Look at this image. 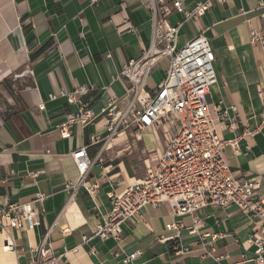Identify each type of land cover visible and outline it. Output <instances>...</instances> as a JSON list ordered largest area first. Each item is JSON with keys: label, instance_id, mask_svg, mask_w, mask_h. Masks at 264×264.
Masks as SVG:
<instances>
[{"label": "crops", "instance_id": "obj_1", "mask_svg": "<svg viewBox=\"0 0 264 264\" xmlns=\"http://www.w3.org/2000/svg\"><path fill=\"white\" fill-rule=\"evenodd\" d=\"M157 0H0V93L7 109L0 110V209L30 203L39 225L32 231L11 229L0 234V264H29L30 250L41 245L56 224L46 247L53 256L64 255L61 264H123L116 258L113 239L92 238L101 214L110 209L109 194L145 178L155 159L166 150L174 129L166 125L141 132L128 130L112 136L109 119L102 114L109 101L126 95L129 82L121 78L124 65L139 59L155 39L151 3ZM190 12L200 0H178ZM167 6L172 3L166 2ZM264 0H228L215 4L204 16L190 18L175 12L168 25H181L177 46L183 47L203 33L215 53L218 84L212 88L210 107L221 101L235 106L233 127L218 124L223 139L245 131H257L241 140V153L226 151L232 171L240 180H251L264 196V69L261 51L250 43V32L260 25ZM169 59H162L147 84L154 90L165 78ZM77 96L69 105L61 91ZM56 96L51 99V96ZM81 105L98 118L88 125H62L77 114ZM43 106V108H41ZM121 110L122 105L118 103ZM86 147L93 162L87 179L100 186L91 197L78 189L69 200L67 185L80 175L73 153ZM43 196L42 200L38 197ZM198 216L200 234H218L213 246L220 264H256V247L250 240L261 224L251 213L235 206H209ZM190 227L191 216H174L168 204L146 206L123 229L120 245L126 255L138 253L131 264H219L206 257L197 237L182 231L189 247L177 254L173 243L161 237L175 236L167 226ZM63 230H69L62 236ZM1 231V227H0ZM14 252L4 249L6 241Z\"/></svg>", "mask_w": 264, "mask_h": 264}, {"label": "built area", "instance_id": "obj_2", "mask_svg": "<svg viewBox=\"0 0 264 264\" xmlns=\"http://www.w3.org/2000/svg\"><path fill=\"white\" fill-rule=\"evenodd\" d=\"M170 1V6H167V0L151 3L153 26L156 28L154 42L139 59L130 60L124 65L120 77L129 82L127 93L122 98L111 99L102 114L109 119L111 137L132 129L144 132L161 124L173 128L174 135L164 153L155 159L145 178L109 194V211L100 215L92 237L83 236L82 241L87 245L92 238L99 241L113 239L118 247L114 256L122 257L123 264H131L137 259L138 253L126 255L121 249L124 226L139 216L144 207L157 208L166 203L174 216H191L193 224L185 227L172 223L167 226V230H176L175 236L161 237L160 240L173 243V250L178 255L185 254L189 247L182 242V231H186L189 236L197 237L195 244L201 246L204 256L214 258L220 264L221 258L216 257L213 244L221 235L200 234L202 220L198 213L209 206H235L261 221L250 243L256 247L253 261L264 264V196L259 194L255 182L236 177L226 157L228 148L240 154L241 140L257 131L247 130L229 140L220 136L218 124L228 122L233 127L238 110L235 106H225L224 101L214 110L210 107L212 88L218 84L214 68L216 57L210 40L201 33L179 48L177 39L181 25H168L169 17L175 12L184 15L186 20L199 18L213 5L224 4L228 0H200L190 12L185 10L182 2ZM250 43L261 51L264 69V15L259 27L250 32ZM162 59H169V68L158 87L150 90L148 78ZM86 92V89L81 88L73 93L61 91L60 95L67 97L69 105H78L77 96ZM55 98L51 96V99ZM118 103L122 105L121 110ZM97 118L98 115L92 110L81 105L79 112L71 114L70 120L62 125L61 135L65 138L70 136L64 129L67 125L85 126ZM72 157L80 180L76 185L65 187L70 194L68 201L73 200L78 189H83L94 199L100 186L87 179L93 165L87 148L79 149ZM38 199L42 200L43 196ZM38 225L30 203L10 204L6 209H0L1 235H9L11 229L32 231ZM55 226L53 224L49 228L40 246L30 250L29 264H61L64 255L55 257L51 249L46 247ZM68 232L63 230L62 236ZM4 249L14 252L15 245L7 240Z\"/></svg>", "mask_w": 264, "mask_h": 264}, {"label": "rangeland", "instance_id": "obj_3", "mask_svg": "<svg viewBox=\"0 0 264 264\" xmlns=\"http://www.w3.org/2000/svg\"><path fill=\"white\" fill-rule=\"evenodd\" d=\"M6 96L5 94L3 95V93H0V110L4 111L5 109H7V106H6Z\"/></svg>", "mask_w": 264, "mask_h": 264}]
</instances>
